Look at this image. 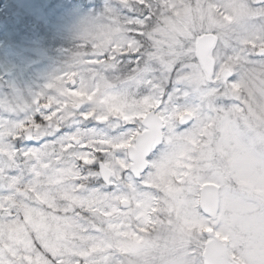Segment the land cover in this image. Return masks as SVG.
<instances>
[{
	"label": "snow or ice",
	"instance_id": "snow-or-ice-1",
	"mask_svg": "<svg viewBox=\"0 0 264 264\" xmlns=\"http://www.w3.org/2000/svg\"><path fill=\"white\" fill-rule=\"evenodd\" d=\"M222 16L233 22L224 25ZM74 31L73 47L61 50L64 63L29 102L10 104L7 95L0 100V264H129L132 258L114 249V230L124 225L139 236L151 229L145 237L151 241L165 221L175 224L172 215L157 211L168 198L149 187L162 166L184 151L190 158L181 162L192 171L185 168L188 178L176 186L195 193L191 177L203 161L190 144L209 121L243 110L259 115L264 125V0H107ZM119 66L123 78L111 75ZM16 91L9 81L8 95ZM105 101L119 104L123 113L115 114ZM77 116V125L93 127L64 131L65 120ZM69 150L81 184L103 182L95 188L74 185L70 199L94 201L107 212L89 211L85 218V208L77 212L68 200L55 210L34 206L36 193L61 171L51 156L62 165ZM191 210L194 219H211L199 205ZM30 214L63 231L28 228L24 240H16L12 232L26 227ZM212 231L209 226L199 239H211ZM192 250L189 243L144 264H189ZM201 250L195 249L196 264H208ZM241 253L240 264H264V248H240Z\"/></svg>",
	"mask_w": 264,
	"mask_h": 264
},
{
	"label": "rangeland",
	"instance_id": "rangeland-1",
	"mask_svg": "<svg viewBox=\"0 0 264 264\" xmlns=\"http://www.w3.org/2000/svg\"><path fill=\"white\" fill-rule=\"evenodd\" d=\"M105 3L107 0H0V100L7 95L10 104L29 102L31 94L38 91L47 78L64 63L65 57L61 50L73 47L75 27L84 18L98 13ZM221 20L224 25L233 22L231 17L226 16H222ZM41 53H46L47 59H42ZM111 75L123 78V66H119ZM9 81L17 88L11 95H8ZM236 95L238 93H233V96ZM223 102L226 104L228 100ZM105 103H111L115 114H122L124 111L115 102ZM185 118L191 117L186 115ZM76 119L78 116L66 119L64 131L93 127L92 124L77 125ZM103 131L115 134L108 129ZM190 149L198 152L199 159L203 161L196 176L191 177L195 193L193 188L176 186L184 183L182 176L188 178L185 168L189 173L192 171L191 165L185 166L181 162L190 158L182 151L177 159L162 166L159 176L149 186L163 192L168 198L157 211L172 215L175 224L165 221L158 233H152L154 239L151 241L145 239L152 232L151 229L138 236L135 230H125L124 225H121L114 230V249L121 256L131 257L132 261L138 260L140 264H144L145 259L159 258L162 251L176 253L187 248L190 243L193 250L188 253L191 257L189 264H196L198 257L195 249H202V256L209 240L201 241L199 238L209 226L213 228L212 232L217 239L228 243L231 262L240 264L243 260L244 254L238 255L240 248L247 251L264 248V125L261 117L256 113L246 115L245 111L237 110L231 116L224 115L209 121L190 144ZM71 159L70 150L63 153L62 165L57 162L55 155L51 156L52 163L61 171L56 180L44 184L36 193L35 196L40 197L38 205L55 210L57 203L62 204L68 200L78 210L83 206L86 218L89 211L107 212L108 209H100L94 201L89 204L70 199L71 194L76 191L74 185L83 189L85 184L90 188L100 184L94 178L81 184L79 177L73 174ZM79 175L86 176L87 172L83 171ZM206 184L216 186L219 191L218 216L213 221L194 219L191 210L198 205L199 191ZM185 192L194 194L195 198L189 201ZM82 195L86 196L88 193L82 192ZM217 222L222 226L217 228ZM124 223L126 225L127 221ZM26 225L20 241L24 240L27 228L51 234L53 228L57 231L59 226L45 225V220L35 215L26 219ZM49 230L51 232L46 233ZM75 241L79 243L78 240ZM183 258L181 255L180 259Z\"/></svg>",
	"mask_w": 264,
	"mask_h": 264
},
{
	"label": "water",
	"instance_id": "water-1",
	"mask_svg": "<svg viewBox=\"0 0 264 264\" xmlns=\"http://www.w3.org/2000/svg\"><path fill=\"white\" fill-rule=\"evenodd\" d=\"M207 37L203 38L200 42V48L202 53H206L208 44ZM208 62L205 66V71L208 75L211 74V61L207 58ZM218 203H219V191L216 186L211 184L203 185L199 191L198 205L203 209L205 213L211 217L210 220H216L218 216ZM211 239L205 244L202 257L208 262V264H237L231 262L228 254V243L217 239L213 232L210 233Z\"/></svg>",
	"mask_w": 264,
	"mask_h": 264
},
{
	"label": "trees",
	"instance_id": "trees-1",
	"mask_svg": "<svg viewBox=\"0 0 264 264\" xmlns=\"http://www.w3.org/2000/svg\"><path fill=\"white\" fill-rule=\"evenodd\" d=\"M100 183H103L102 181H99ZM169 184V183H168ZM97 184L95 183V186H96ZM98 186V185H97ZM109 190V189H108ZM38 196H35L34 197V206H38V203H40V202H38V201H40V197L38 198ZM45 206V205H44ZM45 207H47L48 208V206H45ZM55 209V208H54ZM77 211H79L78 209H76ZM31 216V214L28 216V217H26V218H24V219H27V218H29ZM83 216L85 217V215H84V213H83ZM86 218V217H85ZM48 223H47V221L45 220V225H47ZM48 228V227H47ZM23 230H24V227H22V228H19V229H17V230H15V231H13L12 232V236L16 239V240H21V239H23ZM58 230H62L61 228H60V225L57 227V231ZM28 232V228L26 229V233ZM51 232V230H49V231H47L46 233H50ZM72 239L75 241L76 240V237L75 236H73L72 237ZM76 242V241H75Z\"/></svg>",
	"mask_w": 264,
	"mask_h": 264
},
{
	"label": "flooded vegetation",
	"instance_id": "flooded-vegetation-1",
	"mask_svg": "<svg viewBox=\"0 0 264 264\" xmlns=\"http://www.w3.org/2000/svg\"><path fill=\"white\" fill-rule=\"evenodd\" d=\"M111 188H109V190H110Z\"/></svg>",
	"mask_w": 264,
	"mask_h": 264
}]
</instances>
